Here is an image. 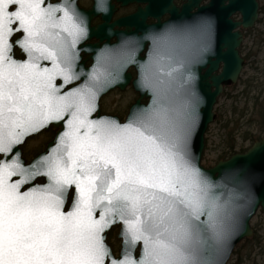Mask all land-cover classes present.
Instances as JSON below:
<instances>
[{
  "label": "snow or ice",
  "instance_id": "obj_1",
  "mask_svg": "<svg viewBox=\"0 0 264 264\" xmlns=\"http://www.w3.org/2000/svg\"><path fill=\"white\" fill-rule=\"evenodd\" d=\"M58 28L73 37V46L83 32L67 9L45 0H0V154L64 113L71 116L51 153L32 165L43 173L0 160V264H105L101 233L116 219L145 247L138 262L126 254L110 264H200L192 251L193 220L207 208L214 228L216 204L186 159L183 133L152 113L126 125L89 121L90 88L57 96L54 74L72 79L57 62L71 61L61 31H53ZM16 32L25 34L16 41L28 53L24 62L10 55ZM39 59L52 60L53 69L31 62ZM18 173L43 174L51 183L21 192L25 180H10ZM70 185L77 196L64 212Z\"/></svg>",
  "mask_w": 264,
  "mask_h": 264
},
{
  "label": "flooded vegetation",
  "instance_id": "obj_2",
  "mask_svg": "<svg viewBox=\"0 0 264 264\" xmlns=\"http://www.w3.org/2000/svg\"><path fill=\"white\" fill-rule=\"evenodd\" d=\"M45 3L67 9L83 29L75 37L74 46L73 37L67 32L59 28L53 30L61 31L68 47L70 66L59 59L57 62L61 67H68L72 79L65 83L62 75L54 74L52 84L58 89L57 96L90 88L94 96L87 116L89 121L125 122L135 103L146 104L154 93H161L168 82H183L187 77L183 72H189L196 80L201 76L211 90L215 89L213 78L224 65V59L216 56L215 50L219 46L225 53L227 43L225 39L221 43L215 41L214 0H45ZM220 6L227 9L228 20H241L239 11L230 13L229 0H223ZM263 11L264 4L259 6V12ZM56 16L62 17L63 11L57 12ZM257 23L258 17L250 28L240 24L233 29L242 35L238 52L243 65L234 83H221L222 90L216 103L221 96L229 99L231 89L238 86L242 87L241 95L247 97L249 91L255 90L253 98L258 99V93H261L258 90V32L253 29ZM24 35L16 32L10 38L13 45L10 55L18 62L29 60L28 53L16 43ZM34 55L39 56V53ZM31 62L41 69H53L50 59ZM247 69L254 70V74L244 79ZM166 70L173 73L166 74ZM68 119L71 116L66 112L63 120L49 122L39 131L30 133L15 144L7 156L0 154V160H21L22 164L40 161L57 145V136L68 130ZM84 131L81 129V133ZM10 180L19 179L14 175ZM34 182L42 184L45 178L38 176ZM21 187L22 190L27 185ZM75 192L74 186H68L64 212L72 210ZM101 236L109 252L105 264L120 259L129 251L133 260L139 257L141 241L132 240L119 219L105 228Z\"/></svg>",
  "mask_w": 264,
  "mask_h": 264
},
{
  "label": "water",
  "instance_id": "obj_3",
  "mask_svg": "<svg viewBox=\"0 0 264 264\" xmlns=\"http://www.w3.org/2000/svg\"><path fill=\"white\" fill-rule=\"evenodd\" d=\"M222 1L214 0L216 5L214 35L216 43H221L225 39L227 51L222 53L219 46L215 50V55L224 59L221 72L213 78L215 89L211 90L210 85L204 82L201 76L196 80L189 72H183L187 75L183 82H168L162 92L154 93L146 104L135 103L125 122L116 123L126 125L143 114L152 113L159 123L166 126L174 125L183 133L186 159L191 166L199 170L201 179L209 186L208 195L216 204L214 228L209 224L207 208L202 210L199 220H193L192 251L200 264H227L235 246L253 235L250 220L256 211L260 209L264 213V135L255 140L244 152H236L228 158L219 159L210 167L201 164L205 147L204 134L208 125L215 119L213 109L222 90L221 83L223 81L234 83L243 65V59L238 52L242 35L238 31L233 32V29L240 24L245 28L252 27L259 15L257 0H229L230 13L239 11L242 18L240 21L228 20L227 9L220 6ZM223 34L229 36L224 37ZM165 73L170 74L173 71L166 70ZM59 137L60 135L57 136L58 142ZM51 151L52 149L45 156ZM18 162L29 172L46 171L44 168L33 169L32 165L37 163L34 160L28 164H22L21 160ZM17 176L19 180H25L21 185H27L22 190L20 186L21 192L51 183L50 178L43 174L29 177L24 173H18ZM38 176H43L45 182L35 183L34 180ZM66 194L67 191L62 196L61 211ZM76 196L77 190L75 198ZM140 241V254L135 260L137 262L143 257L145 247L143 241ZM127 254L132 258L130 251ZM124 256L125 254L121 258Z\"/></svg>",
  "mask_w": 264,
  "mask_h": 264
},
{
  "label": "rangeland",
  "instance_id": "obj_4",
  "mask_svg": "<svg viewBox=\"0 0 264 264\" xmlns=\"http://www.w3.org/2000/svg\"><path fill=\"white\" fill-rule=\"evenodd\" d=\"M258 2L260 7L264 4V0ZM253 29L258 32V90L261 93H258V99H254L256 93L251 90L246 97L240 94L242 87L238 86L231 89L229 99L220 97L214 106L215 119L204 134L201 164L206 167L220 159L219 155L226 150L229 141L234 140L238 149L249 148L254 141L244 140L245 132L260 138L264 135V124L259 123L260 110L264 108V11L259 12L258 23ZM252 74L254 70L247 69L244 79ZM250 224L253 235L235 246L227 264H264V213L260 209L251 218Z\"/></svg>",
  "mask_w": 264,
  "mask_h": 264
},
{
  "label": "trees",
  "instance_id": "obj_5",
  "mask_svg": "<svg viewBox=\"0 0 264 264\" xmlns=\"http://www.w3.org/2000/svg\"><path fill=\"white\" fill-rule=\"evenodd\" d=\"M257 125H258V120L256 121ZM259 123H263L264 124V108L262 110H260V119H259ZM244 140H251V141H255L260 139V136H253V134H250L249 132H245L244 136H243ZM228 144L226 145L225 149L222 153H220L219 158H228L229 156H231L232 154L236 153V152H244L246 150V148H240L238 149L236 147V142L234 140L227 142ZM212 165H207V167H210Z\"/></svg>",
  "mask_w": 264,
  "mask_h": 264
}]
</instances>
